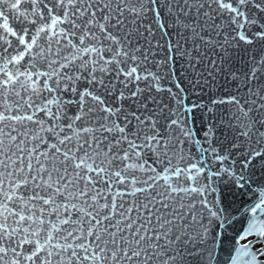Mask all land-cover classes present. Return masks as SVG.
I'll use <instances>...</instances> for the list:
<instances>
[{
	"label": "snow or ice",
	"instance_id": "1",
	"mask_svg": "<svg viewBox=\"0 0 264 264\" xmlns=\"http://www.w3.org/2000/svg\"><path fill=\"white\" fill-rule=\"evenodd\" d=\"M0 264H264V0H0Z\"/></svg>",
	"mask_w": 264,
	"mask_h": 264
}]
</instances>
